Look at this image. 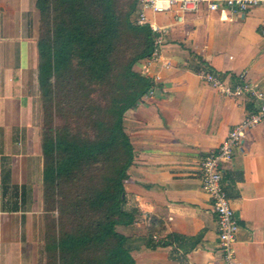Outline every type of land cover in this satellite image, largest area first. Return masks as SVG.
I'll list each match as a JSON object with an SVG mask.
<instances>
[{"label": "crops", "instance_id": "0c3cea01", "mask_svg": "<svg viewBox=\"0 0 264 264\" xmlns=\"http://www.w3.org/2000/svg\"><path fill=\"white\" fill-rule=\"evenodd\" d=\"M36 1L0 0L1 264H45ZM147 16L167 31L160 59L135 65L154 81L152 93L124 116L135 152L125 207L140 213L134 223L116 228L130 237L134 264H225L200 165L258 102L206 83L199 63L208 62L228 84L247 78L264 89V5L243 12L203 4L183 21L173 11L149 9ZM223 182L240 225L237 256L243 264H264V123L250 128L223 163ZM151 237L164 242L150 247Z\"/></svg>", "mask_w": 264, "mask_h": 264}, {"label": "trees", "instance_id": "16d2710c", "mask_svg": "<svg viewBox=\"0 0 264 264\" xmlns=\"http://www.w3.org/2000/svg\"><path fill=\"white\" fill-rule=\"evenodd\" d=\"M36 5L45 264H134L116 228L140 213L125 207L135 152L124 116L154 86L135 65L152 56L156 33L133 16L139 0Z\"/></svg>", "mask_w": 264, "mask_h": 264}, {"label": "built area", "instance_id": "2783aa9c", "mask_svg": "<svg viewBox=\"0 0 264 264\" xmlns=\"http://www.w3.org/2000/svg\"><path fill=\"white\" fill-rule=\"evenodd\" d=\"M203 4H207L211 10L224 9L225 7L247 11L258 5H264V0H139L136 11V20L139 24L149 23L156 33L155 47L152 60L160 59V46L163 43V33L167 26H159L151 22L147 16V10L154 12L173 11L177 21H183L190 12H196ZM264 35V26L262 29ZM199 76L208 84L218 89L225 95L233 98L249 97L258 102L256 109L244 119L235 124L227 138L215 149L210 150L203 158L201 168V180L204 190L213 200V208L218 217L219 247L225 264H243L236 253L237 235L239 222L235 215L231 200L223 182V163L233 158L237 148L242 146L246 132L259 124L264 123V89L247 78H243L235 85L225 80L215 72L206 61H200ZM164 65L169 67L170 62ZM152 93V90L149 91ZM2 175L0 172V264L2 263Z\"/></svg>", "mask_w": 264, "mask_h": 264}, {"label": "rangeland", "instance_id": "374dc122", "mask_svg": "<svg viewBox=\"0 0 264 264\" xmlns=\"http://www.w3.org/2000/svg\"><path fill=\"white\" fill-rule=\"evenodd\" d=\"M163 13H168V12H157V14L158 15H161V14H163ZM133 16L134 17H136V12H133ZM163 40H165L164 38H163ZM153 55V54H152ZM150 58V57H149ZM146 59V58H145Z\"/></svg>", "mask_w": 264, "mask_h": 264}]
</instances>
